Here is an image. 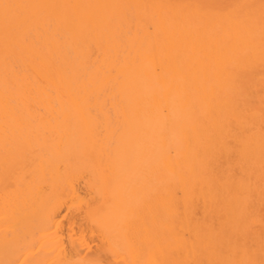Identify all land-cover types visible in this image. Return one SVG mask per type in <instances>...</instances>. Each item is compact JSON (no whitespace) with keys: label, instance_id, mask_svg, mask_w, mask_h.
Returning <instances> with one entry per match:
<instances>
[{"label":"bare ground","instance_id":"bare-ground-1","mask_svg":"<svg viewBox=\"0 0 264 264\" xmlns=\"http://www.w3.org/2000/svg\"><path fill=\"white\" fill-rule=\"evenodd\" d=\"M0 264H264V0H0Z\"/></svg>","mask_w":264,"mask_h":264}]
</instances>
